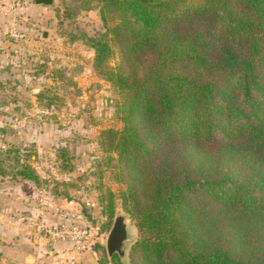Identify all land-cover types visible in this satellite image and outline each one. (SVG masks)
Masks as SVG:
<instances>
[{
	"label": "trees",
	"instance_id": "16d2710c",
	"mask_svg": "<svg viewBox=\"0 0 264 264\" xmlns=\"http://www.w3.org/2000/svg\"><path fill=\"white\" fill-rule=\"evenodd\" d=\"M71 1L97 7L85 43L120 97L121 126L98 143L136 229L126 264H264V0ZM6 168L38 181L16 149L0 151ZM104 195L95 232L115 210ZM92 200L60 207L82 215ZM101 248L97 264H125Z\"/></svg>",
	"mask_w": 264,
	"mask_h": 264
},
{
	"label": "rangeland",
	"instance_id": "374dc122",
	"mask_svg": "<svg viewBox=\"0 0 264 264\" xmlns=\"http://www.w3.org/2000/svg\"><path fill=\"white\" fill-rule=\"evenodd\" d=\"M101 30L96 6L81 10L71 0H53L50 6L0 0V151L16 149L38 175L37 182L11 177L8 168L0 175V246L9 263L18 226L40 237L31 222L51 223L41 208L61 213L63 198L93 199L82 205L81 216L108 258L104 240L113 217L95 232L92 207L101 212L98 198L110 190L114 213L122 211L117 194L123 185L113 178L114 160L108 158L115 155L98 143L102 130L121 126L120 97L93 72V50L85 43ZM128 227L130 247L136 229L129 216ZM92 248L86 257L48 264H97Z\"/></svg>",
	"mask_w": 264,
	"mask_h": 264
},
{
	"label": "crops",
	"instance_id": "0c3cea01",
	"mask_svg": "<svg viewBox=\"0 0 264 264\" xmlns=\"http://www.w3.org/2000/svg\"><path fill=\"white\" fill-rule=\"evenodd\" d=\"M29 209V207L27 208ZM41 214L46 221L56 222L59 219V212H43ZM24 226H18L19 241L15 244V254L12 256L10 263L14 264H48L57 263V260L66 262V259H78L86 257L87 252H75L71 245L66 242H55L44 244L40 237H36L35 232L30 233ZM29 232V233H28ZM1 237V236H0ZM0 264H10L3 256L4 249L0 246ZM1 260H4L2 262Z\"/></svg>",
	"mask_w": 264,
	"mask_h": 264
},
{
	"label": "built area",
	"instance_id": "2783aa9c",
	"mask_svg": "<svg viewBox=\"0 0 264 264\" xmlns=\"http://www.w3.org/2000/svg\"><path fill=\"white\" fill-rule=\"evenodd\" d=\"M40 238L47 243L66 242L77 252L90 251L94 244V237L83 223L80 213L62 211L56 222H31Z\"/></svg>",
	"mask_w": 264,
	"mask_h": 264
},
{
	"label": "water",
	"instance_id": "95a60500",
	"mask_svg": "<svg viewBox=\"0 0 264 264\" xmlns=\"http://www.w3.org/2000/svg\"><path fill=\"white\" fill-rule=\"evenodd\" d=\"M52 2L53 0H33L34 4L41 6H50ZM42 36H45L44 32H42ZM130 236L128 215L120 210H116L104 240L106 256L110 258L113 254H116L120 261L125 263Z\"/></svg>",
	"mask_w": 264,
	"mask_h": 264
}]
</instances>
